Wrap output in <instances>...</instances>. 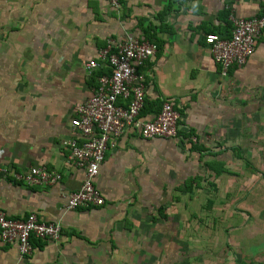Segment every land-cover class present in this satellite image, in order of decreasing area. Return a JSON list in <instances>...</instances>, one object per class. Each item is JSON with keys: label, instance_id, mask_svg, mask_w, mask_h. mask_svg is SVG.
<instances>
[{"label": "crops", "instance_id": "0c3cea01", "mask_svg": "<svg viewBox=\"0 0 264 264\" xmlns=\"http://www.w3.org/2000/svg\"><path fill=\"white\" fill-rule=\"evenodd\" d=\"M8 1L2 8L0 0V211L59 222L61 236L32 238L24 256L0 239V264H264V246L220 240L226 228L213 206L205 214L218 225H192L204 217V206L199 215L194 208L204 192L213 202L220 187L233 186L240 201L242 187L256 182L264 29L247 62L225 75L204 37L229 36L231 14L264 16V0H121L118 8L108 0ZM127 38L158 46L138 66L145 101L137 119H154L168 100L179 113L177 136L144 138L126 127L94 179L104 203L67 210V196L84 178L64 145L83 140L71 126L74 108L110 71L87 63L99 60L107 40ZM41 167L60 179L24 181ZM194 233L205 236L194 241Z\"/></svg>", "mask_w": 264, "mask_h": 264}, {"label": "built area", "instance_id": "2783aa9c", "mask_svg": "<svg viewBox=\"0 0 264 264\" xmlns=\"http://www.w3.org/2000/svg\"><path fill=\"white\" fill-rule=\"evenodd\" d=\"M108 2L113 8H118L121 0ZM229 19L232 25L229 36L208 33L204 37L210 55L220 65L223 75L231 66L247 62L254 52L256 39L264 29V16L238 18L231 14ZM157 49L156 43L147 40L127 38L116 44L109 39L99 51V60L88 61L89 68L103 63L110 71L98 77L93 93L74 108L71 126L83 140L69 139L64 145L69 149L68 160L83 167L84 178L80 187L67 196L65 209L104 203L94 179L106 150L115 146L126 127L134 125L144 138L177 136L179 113L168 100L162 101L154 119H137L145 101L144 75L138 71V66L153 56ZM122 100L125 104L120 102ZM23 179L29 184H51L60 179V174L44 167L31 168ZM60 236L59 222L40 221L34 213L16 219L0 211V239L5 243H15L22 256L33 251L32 238L57 241Z\"/></svg>", "mask_w": 264, "mask_h": 264}, {"label": "rangeland", "instance_id": "374dc122", "mask_svg": "<svg viewBox=\"0 0 264 264\" xmlns=\"http://www.w3.org/2000/svg\"><path fill=\"white\" fill-rule=\"evenodd\" d=\"M1 2L2 8H5L9 1L1 0ZM4 11L2 10V17H5L3 15ZM259 136L257 138V153L255 156L257 168L256 172L253 173L256 182H253V179L249 186L242 187L241 193L243 195L240 196L241 200L237 201L235 187L223 185L220 187L222 192L215 197L217 199L213 202L210 200L213 209L207 206V200L209 199V197L207 198V192H204V201L198 204L195 203L194 208H199L198 211L195 210V212H198L197 215L200 214L201 207L204 206V212H201L204 213V217H194L192 219L193 226L218 225L216 224L218 218L215 216L212 218L205 213L208 208V210L212 209L214 211L212 212L213 214L218 215L220 213L221 218L217 222L226 228L224 238L223 240L220 239L221 241L232 242L243 240L256 243L261 247L264 246V132L259 134ZM246 183L248 184V182ZM205 189H208L209 193L216 191L214 187L209 186H206ZM238 228H241V230ZM202 236L205 235L194 233V241H200Z\"/></svg>", "mask_w": 264, "mask_h": 264}, {"label": "trees", "instance_id": "16d2710c", "mask_svg": "<svg viewBox=\"0 0 264 264\" xmlns=\"http://www.w3.org/2000/svg\"><path fill=\"white\" fill-rule=\"evenodd\" d=\"M210 205H211V201H208L207 206H210Z\"/></svg>", "mask_w": 264, "mask_h": 264}]
</instances>
